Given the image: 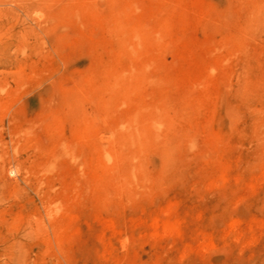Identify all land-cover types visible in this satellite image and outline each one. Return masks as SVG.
<instances>
[{
    "label": "rangeland",
    "instance_id": "374dc122",
    "mask_svg": "<svg viewBox=\"0 0 264 264\" xmlns=\"http://www.w3.org/2000/svg\"><path fill=\"white\" fill-rule=\"evenodd\" d=\"M0 264H264V0H0Z\"/></svg>",
    "mask_w": 264,
    "mask_h": 264
}]
</instances>
